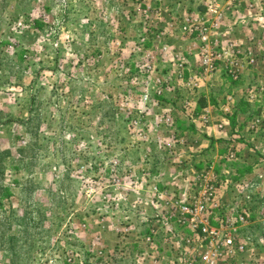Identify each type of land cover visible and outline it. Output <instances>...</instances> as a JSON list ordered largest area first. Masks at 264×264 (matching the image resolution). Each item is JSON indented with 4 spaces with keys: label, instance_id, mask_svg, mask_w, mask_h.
<instances>
[{
    "label": "rangeland",
    "instance_id": "obj_1",
    "mask_svg": "<svg viewBox=\"0 0 264 264\" xmlns=\"http://www.w3.org/2000/svg\"><path fill=\"white\" fill-rule=\"evenodd\" d=\"M195 202L264 264V0H0V264H206Z\"/></svg>",
    "mask_w": 264,
    "mask_h": 264
},
{
    "label": "built area",
    "instance_id": "obj_2",
    "mask_svg": "<svg viewBox=\"0 0 264 264\" xmlns=\"http://www.w3.org/2000/svg\"><path fill=\"white\" fill-rule=\"evenodd\" d=\"M255 59L254 56H249V61L253 62ZM210 63V58L203 60L205 69L209 70L208 65ZM210 192L207 194V198L210 199ZM180 209L183 213H189L192 216L190 217V222L192 226L197 230H200L202 238L201 240L207 241L209 244L208 249H206L202 254L201 258L205 261L206 264H215L216 252L218 253L220 249L230 248L234 244V240L230 233H224L218 230L215 227H211L206 224L205 221L199 220L198 214H201L203 206L195 202L193 206L191 204H182ZM238 250H242L243 246L240 245L237 247ZM219 254V253H218ZM180 264H194V261L191 260L186 253H183V256L178 259Z\"/></svg>",
    "mask_w": 264,
    "mask_h": 264
}]
</instances>
